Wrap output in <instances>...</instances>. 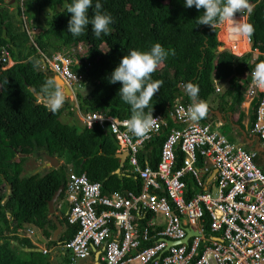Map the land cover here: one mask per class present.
Instances as JSON below:
<instances>
[{"label": "trees", "instance_id": "obj_1", "mask_svg": "<svg viewBox=\"0 0 264 264\" xmlns=\"http://www.w3.org/2000/svg\"><path fill=\"white\" fill-rule=\"evenodd\" d=\"M4 1L0 0V52H7L5 62L0 64V264H51L48 253L34 251L29 239L19 233L25 226L36 227L47 241L46 249L64 245L72 238L76 227L68 224L66 218L59 222L63 223L64 231L58 239L50 240L45 231V227H52L46 218L47 203L53 195L61 196L65 177L59 168L24 175L22 164L27 155L45 154L63 160L76 173H84L89 181L99 183L102 195L117 191L136 193L140 182L128 172L126 161L120 175L114 174L118 168L115 140L96 125L86 128L75 111L70 110L67 98L56 114L48 110L41 87L52 78V73L43 66L42 57L67 53L72 61H78L70 65V71L79 80L74 94L81 113L98 111L123 120L130 118L131 106L121 98L122 84L109 83V77L124 55L132 50L147 52L155 43H160L166 50L174 49L175 55H169L152 74V80L164 83L145 112L153 107L152 115L162 113L168 128L175 126L165 113L178 103H192L185 90V85L191 82L199 86L198 99L216 103V112L223 118L237 106L249 73L264 62L261 56L264 54V0H249L254 5L251 14L247 11L235 14L244 17V22L255 29L248 38L250 51L241 56L228 50L219 51L222 43L217 41V35L224 47L230 49L225 26L217 34L219 26L213 29L198 25L196 19L205 10L185 7V0H99L101 12L113 17L110 34L102 41L103 50L91 25L78 37L68 32L71 14L66 7L73 0H14L10 3L14 6L13 12L4 8ZM96 2L93 0L88 10L89 18L94 15ZM78 44L81 48L88 47L86 56L71 53L72 46ZM254 49L260 55H255ZM33 58L40 61L39 66ZM214 78L219 87L220 82H225L220 94L214 92ZM85 87L88 91L81 94L78 90ZM255 107L253 102L248 115L249 129ZM64 112L74 118L71 124L60 122ZM166 132L162 131L142 147L138 153L140 166L144 161L150 167L155 166ZM181 159L182 154L175 151V167ZM67 261L62 257L63 264Z\"/></svg>", "mask_w": 264, "mask_h": 264}, {"label": "built area", "instance_id": "obj_2", "mask_svg": "<svg viewBox=\"0 0 264 264\" xmlns=\"http://www.w3.org/2000/svg\"><path fill=\"white\" fill-rule=\"evenodd\" d=\"M245 41L247 49L242 53L250 51L249 39ZM71 53L82 55L81 45L72 46ZM253 53L260 55L255 49ZM6 57L2 50L0 64ZM41 61L67 87L70 110L86 128L92 122L108 131L117 145L115 153H126L129 173L141 181L137 195L113 192L105 196L99 183L66 171L65 218L76 227L63 245L69 251L68 264L88 259L90 248L99 250L101 264L264 262V92L254 85L253 70L237 102L242 113L251 112V104L256 102L252 125L237 141L238 133L231 138L222 131L217 112L212 115L209 109L205 121H191L186 115L190 104L182 103L165 113L175 126L168 128L165 117L157 113L153 115L156 126L147 139H141L127 132L123 126L127 119L117 120L98 111L78 112L74 90L79 80L70 71V65L78 61L67 53ZM213 82L217 93L218 81L214 78ZM96 115H103L104 120L92 121ZM164 130L155 168L145 161L140 166L139 151ZM175 151L182 154L178 167Z\"/></svg>", "mask_w": 264, "mask_h": 264}, {"label": "clouds", "instance_id": "obj_3", "mask_svg": "<svg viewBox=\"0 0 264 264\" xmlns=\"http://www.w3.org/2000/svg\"><path fill=\"white\" fill-rule=\"evenodd\" d=\"M93 0H73L68 4L66 11L71 14L68 21V32L72 36L78 37L84 34L85 29L91 25V31L96 38L101 34H110V25L113 17L108 13H102V5L97 0L95 3L94 15L89 18L88 10L92 8ZM197 10L204 9L202 15L196 20L198 25H206L215 29L217 26H226L229 33L242 38H251L254 34V27L235 19V14L247 11L251 14L254 5L249 0H185V7H193ZM169 55H175L174 49L166 50L160 43H155L150 51L141 52L132 50L124 55L119 65L114 69L109 77V83L120 82L119 89L122 100L131 106V116L123 121V126L128 133L141 139H147L148 134L157 124V119L152 115L153 107L147 113L145 109L149 107L154 95L161 89L163 80H152V74L165 61ZM34 59V58H33ZM34 63L39 66L40 61L34 59ZM254 85L264 92V62L255 66L252 72ZM185 90L192 103L186 109V115L191 121H199L206 118L209 112V105L206 101L198 99L199 86L194 83H187ZM41 94L44 103L52 114H56L66 102V90L58 78L48 79L41 87ZM104 120L103 115L92 117L93 120ZM89 127H92V122Z\"/></svg>", "mask_w": 264, "mask_h": 264}, {"label": "crops", "instance_id": "obj_4", "mask_svg": "<svg viewBox=\"0 0 264 264\" xmlns=\"http://www.w3.org/2000/svg\"><path fill=\"white\" fill-rule=\"evenodd\" d=\"M215 107H216V105H215ZM215 107L209 108L210 111L213 112L212 115H215V112H216ZM248 111L249 110L242 113V112L238 111L237 106H236L235 109L233 110V112L229 113L226 117L221 118V114L218 113L220 116L219 119H220L221 124H222V127H221L222 131L224 133H226L228 136H230L231 138L233 137L234 134L238 133L234 139L235 141H237L241 137L240 135H243V133H246L247 129H249L248 128V115L250 114V112H248ZM78 112H79V109H78ZM75 115L77 116L76 112H75ZM116 147H117V145H116ZM42 158H43V156H42ZM158 158H159V155H158ZM116 159L118 160V158H116ZM125 159H126V157H125ZM43 160H45L46 163L40 164V163H42V161L41 162L38 161L40 168L43 167L44 170L47 168H55V169L59 168V170L64 174V177H65L66 171H68V170H70L72 173H75V174H84V173H80V172L76 173L72 167L66 169L65 166H67V165L66 164L64 165L63 160L58 161L56 158H54V160H56V163H57L56 167L49 166L48 161L45 158H43ZM138 161H139V158H138ZM156 164H155V166H156ZM147 165H148V163H147ZM155 166L154 167L149 166V167L153 169V168H155ZM128 172H129V169H128ZM32 173H34V172H32ZM41 173H43V170ZM139 182H140V188L136 193L131 192V191H126V192L117 191L115 193H117L121 196H125L126 193L137 195L141 190V181L139 180ZM189 185L191 186V184H189ZM189 190H191V187ZM109 194H111V193H109ZM109 194H106L105 196H108ZM67 210H68V203H67L66 197H65V184H64V190L62 191L61 196H60V194H55L52 196V198L47 203L46 218L50 221L52 227H50V228L45 227L46 228L45 231L49 233V239L50 240L54 241V240L58 239L60 236H62V233L64 231V225H63V223H59V222L63 221V218L65 219ZM137 224H141V221H137ZM28 228L32 229L33 233L28 232V229H26V228H21V232L19 233V235L24 236V237L29 239L31 244L35 247L34 251H36V252H43L44 251V253H48L49 254V261H51V264L56 263V261L54 260V257H58V259H59L58 262H60V263L62 261V257H65L68 260L66 264H68L70 255L66 250H64L62 244L61 245L56 244L55 246H53L49 249H46L45 244L47 241L42 236V232L32 225H29ZM24 250L27 251V249H24ZM94 251H96V250H94ZM97 253H98L97 257H99V250L97 251ZM93 256H94V253L92 252V250L90 248V254H89L88 259H86L82 263L77 262L76 264H93V262H94ZM97 260H98V264H101V262L99 261L98 258H97Z\"/></svg>", "mask_w": 264, "mask_h": 264}, {"label": "rangeland", "instance_id": "obj_5", "mask_svg": "<svg viewBox=\"0 0 264 264\" xmlns=\"http://www.w3.org/2000/svg\"><path fill=\"white\" fill-rule=\"evenodd\" d=\"M10 0H5L4 1V8L8 11V12H13L14 10V6H12V4L9 3ZM24 20V19H23ZM223 25L219 26L218 29H217V34L219 32V28L221 29ZM35 29V28H34ZM225 30V29H224ZM34 36V35H33ZM106 35H104L103 33L101 34V36L99 38H97V43H98V46L100 47L101 50L104 49V46H103V38L105 37ZM225 38H226V42L229 44V47L230 49L232 50V52L234 53L235 56H241V54H243L242 52L244 50L247 49V44H246V41H245V38L242 42V44H240L239 46L235 43V42H230L227 40V31L225 30ZM217 41L222 43V45L224 46L223 42H221L219 39H218V35H217ZM80 48V47H79ZM241 48V49H240ZM224 50H229L228 48L224 47ZM81 51L82 53L84 54L85 53V56H86V52H88V47L86 48H81ZM246 56V55H245ZM215 71L217 72V69H215ZM216 75L219 76V73H216ZM224 85H225V82L222 81L220 82V91L217 92V94H220L222 91H223V88H224ZM81 94H85L87 91H88V87H85V88H81L78 90ZM208 105H209V108H213L215 107L216 103H212L211 101H207ZM73 117L71 116H67L65 114V112L59 117V120L61 123H65V124H71L73 119ZM38 161L42 163L40 164H44L46 163L45 160H43L42 157H39L38 155H35V154H30V155H27L26 156V160H24L22 166H23V174L24 175H29L31 174L32 172L34 173H41L42 170H44V168H40V165L38 164ZM60 163V162H59ZM65 165V164H64ZM66 169L68 168H71L70 165L68 166H65ZM54 260L56 261V263H52V264H63L62 262H58L59 259L58 257H54ZM82 263V262H81Z\"/></svg>", "mask_w": 264, "mask_h": 264}, {"label": "water", "instance_id": "obj_6", "mask_svg": "<svg viewBox=\"0 0 264 264\" xmlns=\"http://www.w3.org/2000/svg\"><path fill=\"white\" fill-rule=\"evenodd\" d=\"M13 1L14 0H10L9 1V3H13ZM235 19L237 20V21H241L242 20V16H235ZM244 21H245V18H244ZM225 28H226V31H227V40L228 41H232V42H235L238 46L240 45V44H242V37H238V36H236V35H232V34H230L229 33V31H228V29H227V27L225 26ZM219 51H222V50H224V46L222 45V46H220L219 47V49H218ZM52 78H58L59 79V77L57 76V75H52L51 76ZM60 80V79H59ZM60 82H61V84H62V81L60 80ZM62 87L66 90V94L68 95V89H67V87L66 86H64L63 84H62ZM116 158H118V168L114 171V174L115 175H117V176H119L120 175V169L123 167V165H124V161H125V157H126V153L125 152H122V153H120V154H117L116 156H115ZM43 158H45L47 161H48V165L49 166H52V167H56V165H57V163H56V160H54V158H52V157H48L47 155H45V154H43ZM183 241H185V239L183 240ZM182 241V242H183ZM91 250H92V252L94 253V262H93V264H98V260H97V255H98V253H97V251H94V248H91ZM259 264H264V262H261V263H259Z\"/></svg>", "mask_w": 264, "mask_h": 264}]
</instances>
